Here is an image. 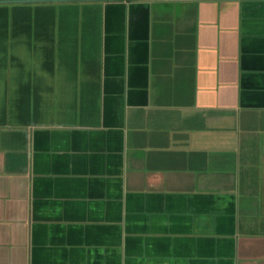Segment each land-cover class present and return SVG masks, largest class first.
I'll list each match as a JSON object with an SVG mask.
<instances>
[{"label":"crops","instance_id":"0c3cea01","mask_svg":"<svg viewBox=\"0 0 264 264\" xmlns=\"http://www.w3.org/2000/svg\"><path fill=\"white\" fill-rule=\"evenodd\" d=\"M0 264H264V0H0Z\"/></svg>","mask_w":264,"mask_h":264}]
</instances>
